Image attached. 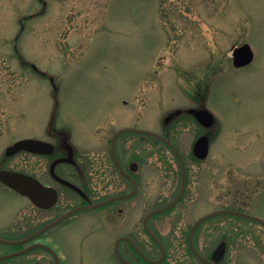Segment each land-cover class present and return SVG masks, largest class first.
<instances>
[{
  "label": "rangeland",
  "instance_id": "1",
  "mask_svg": "<svg viewBox=\"0 0 264 264\" xmlns=\"http://www.w3.org/2000/svg\"><path fill=\"white\" fill-rule=\"evenodd\" d=\"M44 1L0 0V147L19 137L46 135L55 84V125L71 132L70 144L84 151L100 143L103 155L112 128L162 132L165 113L197 106V94H205L207 86L205 103L218 118L210 131L209 156L193 155L195 140L206 131L193 116L169 124L189 178L182 200L155 220L171 248L164 264H200L182 244L195 221L212 211L244 206L264 218V0H46V6ZM16 38L22 59L35 62L44 74L23 67ZM245 42L255 58L246 67H233L231 48ZM132 135L124 139L139 137ZM143 136L144 142L132 147L139 154L128 161L141 156L150 180L159 169L161 200L146 198V212L176 195L181 171L164 143ZM10 163L18 169L41 168L25 154ZM238 186L251 197L239 201ZM10 195L0 187V226L24 215L25 200ZM100 224L86 214L59 234L69 264H119L106 245L109 235L102 228L88 233ZM221 226L264 231L260 224L218 215L200 227V248L215 247V228ZM143 239L158 255L157 247ZM5 251L0 245V254ZM247 251L245 264H260ZM41 256L35 250L0 264H43Z\"/></svg>",
  "mask_w": 264,
  "mask_h": 264
},
{
  "label": "flooded vegetation",
  "instance_id": "2",
  "mask_svg": "<svg viewBox=\"0 0 264 264\" xmlns=\"http://www.w3.org/2000/svg\"><path fill=\"white\" fill-rule=\"evenodd\" d=\"M43 4L46 5L47 3L43 2ZM45 12V8H42L40 11L41 14ZM13 43L17 50V38ZM235 47L237 46L231 48L230 57L233 67H235L233 61ZM15 52L17 56L21 57L19 60H21L24 68H31L39 74H44L35 62L27 60L24 56L22 59V54L19 49ZM53 86L55 105L51 111L46 135L32 137L43 140L47 144L38 149H21L15 153H9L8 147L16 140L8 144L5 143L0 147V187L11 193L12 195L10 196H18L25 200L24 215L19 217L22 213L20 212L14 223L0 226V237L7 240H23L32 237L29 241L20 243L8 244L0 242V245L7 247V251L4 253L21 251L34 243L40 242L44 245L43 247L32 249L23 255L35 250H41L43 264H69L70 258L66 253L68 250L65 249L66 246L61 242L59 234L72 227L84 215L90 214L96 217L101 224L99 227L94 225V229L88 233L95 232L98 229L101 230L102 228L104 230L102 231L103 234L109 235L106 245H109V249H111L115 260L119 264H124L119 259V253L124 259L133 264H164L166 260H169L168 256L171 252L170 244L166 237L161 234L158 222H155L158 214L152 215L147 223L150 231L160 242L146 228V216L154 207L144 212L146 198L149 199L148 202L153 201V203L161 200L159 169L153 170L150 180L147 177L148 175H146L141 156L138 155L135 160L128 161V158L139 154H136V151L132 147L136 145V142L137 144L144 142V134L135 132L120 133L121 129L128 125L112 128L111 136L107 140V147L103 149L104 155L102 154L103 151H100V143H96L99 146L87 147V151L82 150L80 145L70 144L69 138L71 132L65 130L64 127L60 128L55 125V119L57 118L55 113H57L58 105V86ZM207 88L206 86L205 94L202 95V91H200V94H197V108L206 107L204 100ZM187 115L194 117V115L188 112V108H176L167 113V116H170V121L182 119V117ZM197 122L206 129L200 136L204 134L209 135L210 133L209 136L212 139L210 131L211 128L217 125V122L211 128L203 126L198 120ZM162 126L165 130L159 132L170 138L178 146L185 159L180 145L173 138L172 132L169 130L168 123L165 120ZM126 134L138 135L140 138L136 137L134 139L132 135L126 136V138L132 137L130 141L125 140L124 137ZM154 139L164 143L172 152L181 171V166L174 151L161 139L156 137ZM194 144L192 150L195 156ZM92 149L98 150V155H101L100 159H95L94 155L97 156V154ZM22 154H25L29 159H37L41 167L40 170H32L33 168H21V170L10 163L13 158ZM187 171L189 178L188 165ZM4 173V177H13L11 176L12 173L27 175L31 179L43 184L45 188H41L38 194L31 196L20 194L2 180L1 175ZM33 180H30L31 182H28L27 185L32 183ZM258 181L261 182L260 180ZM150 183L153 184L151 186L152 190L146 192V185L150 186ZM258 185L261 186V184ZM236 191V197L239 201L243 198L248 199L251 197L250 191L246 188L238 186ZM173 198L168 202L173 200ZM102 203L103 205L95 206ZM237 207H233V209L251 214L244 206ZM233 216L244 221L260 224L261 228L264 229V224L261 222H256L239 214ZM18 219L20 221L17 223L16 221ZM16 223L19 225L18 227L15 226ZM201 226L196 229L193 237V245L212 264H245L243 256L247 255L246 250L250 251L249 253L255 257L256 261L264 264V231L261 229L260 232H256L253 228H242L239 226H233L232 228L225 226L216 227L215 229L218 232L219 240L213 249L210 250L207 245V250L204 251L203 248H200L197 237ZM191 231L192 227L188 233L187 242H184L182 247L190 259L194 257L200 264H208L205 260L200 259L195 251H193L190 242ZM113 235H116V237L110 243ZM144 237L154 247H157V250H159L158 255H154L149 251L146 247L149 244L144 243Z\"/></svg>",
  "mask_w": 264,
  "mask_h": 264
},
{
  "label": "water",
  "instance_id": "3",
  "mask_svg": "<svg viewBox=\"0 0 264 264\" xmlns=\"http://www.w3.org/2000/svg\"><path fill=\"white\" fill-rule=\"evenodd\" d=\"M238 55H240V56H238ZM252 59H253V52H252V50L250 49V47L248 45H245V46H243L240 49L235 51V63H236L237 66L246 65L247 63L252 61ZM178 112H180V111H178ZM188 112L194 114L196 116V118L207 128H211L215 124V117H214L213 113H211L206 108H190L188 110ZM165 121L169 125L171 123L170 116H167L165 118ZM123 132H137V133H143V134H147V135H151V136L160 138L172 148V150L176 153L177 157L180 160V164H181V167H182V183H181V187H180L178 195L169 204H167L166 206H163L161 208H158V209H155V210L151 211L146 217V228H147V230L154 236V238L158 242H160L159 239L148 228L147 220L152 215L160 213V212H164V211L172 208L173 206H175L179 202V200L181 199V197H182V195L184 193L185 186H186V180H187L186 163H185L184 158L182 157L178 147L176 146V144L170 138H168V137H166V136H164V135H162L160 133H157V132H154V131H151V130H148V129H137V128H131V127L124 128V129H122L120 131V133H123ZM43 144H44V142H39V141L32 140V139H25V140H21V141L17 142L12 148H14L13 151H16V150H19V149H22V148L38 149L36 147H40ZM209 146H210V136L208 134L202 135L197 140V142L195 144V147H194L195 154L197 155V157H199V158L207 157V155L209 153ZM5 180L7 181V183H9L13 187H15L20 192L26 193V194L28 193L26 188H25V186L22 183L18 182V180H17V182H15L14 180L13 181L9 180V178H6ZM100 205H103V204H97L96 206H100ZM220 214H239V215H242V216H246V217H248L250 219L257 220V221H260V222L264 223V220L261 219V218H258L256 216H252L250 214L243 213V212H240V211H237V210H232V209H220V210L214 211L212 213H209V214L203 216L202 218H200L199 220H197L195 222V224L193 225L192 231H191V235H190V242H191V246H192L193 251H195V253L200 258H202L203 260H205V259L197 252L196 248L193 245L194 234L196 232V229L199 227V225L201 223H203L204 221L208 220L209 218H211L213 216L220 215ZM29 239H31V238H29ZM0 241L6 242V243H16L15 241L3 240L1 238H0ZM23 241H27V240H23ZM43 246L44 245L42 243H36V244L30 246L29 248L23 250V251H18V252H14V253L1 255L0 256V261L12 258V257L20 255V254H23V253H25V252H27V251H29L31 249H34L36 247H43ZM140 253L142 254L141 251H140ZM118 256H119L120 260L123 263H125V264H133L132 262L124 259L120 255V253H119ZM158 261H154V262H158ZM208 263L212 264L211 262H208Z\"/></svg>",
  "mask_w": 264,
  "mask_h": 264
}]
</instances>
